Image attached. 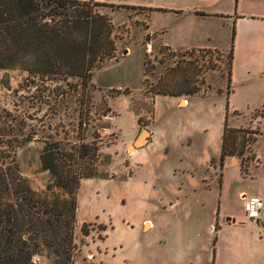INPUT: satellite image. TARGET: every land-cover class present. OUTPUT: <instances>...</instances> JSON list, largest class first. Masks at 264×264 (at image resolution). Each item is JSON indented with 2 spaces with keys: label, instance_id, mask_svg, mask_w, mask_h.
Listing matches in <instances>:
<instances>
[{
  "label": "rangeland",
  "instance_id": "374dc122",
  "mask_svg": "<svg viewBox=\"0 0 264 264\" xmlns=\"http://www.w3.org/2000/svg\"><path fill=\"white\" fill-rule=\"evenodd\" d=\"M79 1L97 3L95 0ZM112 4L115 5L94 6V10L105 15L112 25V39L117 49L115 58L107 61L102 69L95 71L86 85L75 77L56 82L42 81L21 70L0 73V131L3 130L1 134H5L2 138L0 136V141L15 145L14 137L20 136L23 139L35 133L29 144L16 151V160L31 188L38 193L39 204L45 207V213L36 221L39 228L45 227L47 221H60L57 222L59 226L55 231L59 234L58 239L55 238L54 231L47 230L45 236L29 241L34 254L32 260L35 258L37 264H167L162 253L165 247L160 239L167 242L173 235L168 228L181 223L177 219L178 215L163 214V209L157 216L147 210V205L151 203L149 198L134 202L131 185L128 186L130 195L126 205H116L110 198L119 185L115 188L106 184L102 188L100 182H95L93 186L86 184L81 191L82 208L84 204L91 207L93 202L90 200H97L98 197V204L92 206V209L99 215L100 223L104 224L97 221L79 222L76 218L72 243L67 246L66 252L60 251L59 244L62 239L71 235L62 228L66 217L57 212L61 209L66 195L59 190H48L53 179L50 173L49 180L44 176L39 177L37 152L40 145L43 144L44 149L46 145H53L71 154V161H68L71 167H79L77 171L88 176L82 179L81 184L87 179L109 181L123 176L124 173L125 177L130 176L133 170L130 167L132 158L129 152H133V147L129 151H126V146L121 149V144H124L122 138L112 140L108 145L102 144L98 130L103 125V117L109 112L119 116L116 123L126 132L134 131L135 127L136 135L137 127L147 129L155 118L156 97L162 96L158 92H169L175 96L197 92L200 95L189 98L191 102L197 101L194 110H181L176 107L172 109L171 103L165 99L160 101V108L157 110L169 114L174 112L176 130H179L178 124L186 113H197L199 120H203L205 132H200L193 149L189 150V155H195L196 159L201 147L207 142L211 144L210 150L218 151L223 140L227 104L222 97L225 98L228 91L229 55L210 50L176 53L168 48H153L152 52L148 50L143 56L138 45L145 50L149 44L148 21L151 12L146 9L124 8L125 5L137 3ZM154 46L159 47L157 44ZM143 65L144 70L146 69L144 81ZM251 117L252 125L244 129L255 131L258 129L260 112ZM227 126L232 128V117L229 118ZM130 138L133 139V135ZM82 145H86L87 149L82 151L86 154L85 157L80 159L77 157V150ZM186 153L182 145L176 146L172 151L174 161L180 156L189 159ZM232 159L241 162L240 157ZM253 162L254 160L249 166ZM212 165L218 166L219 160L215 159ZM216 175L220 179L222 170L217 171ZM230 179L234 184L232 195L225 206L226 211L235 214L238 222L250 223L244 218V202L240 200L239 194L245 191V195L251 196L253 185L249 179L245 182L234 172H231ZM96 192L97 197L94 195ZM54 202L57 205L52 207ZM140 216L155 219L159 226L150 232H147L146 226L143 232ZM226 217L229 216L220 215L219 223L222 224V218ZM185 223L187 220L183 221L182 227L177 228H183ZM83 226L88 232L87 236L82 233ZM189 233L190 235L181 237L183 246L204 244L199 254V246L186 249L189 257L192 253H197L199 264H264V253L260 250L261 253H255V256L250 254L249 235L237 226L222 231L218 228L216 232H211L206 226L195 227ZM30 235L28 233L24 239H28ZM168 242V247L174 245ZM35 243H39V246H35ZM150 245L155 247L154 258L148 249Z\"/></svg>",
  "mask_w": 264,
  "mask_h": 264
},
{
  "label": "crops",
  "instance_id": "0c3cea01",
  "mask_svg": "<svg viewBox=\"0 0 264 264\" xmlns=\"http://www.w3.org/2000/svg\"><path fill=\"white\" fill-rule=\"evenodd\" d=\"M95 1L106 4L137 3L125 6L146 9L151 12L148 21L149 44L145 50L138 45L143 56L148 50L152 52L153 48H168L176 53L210 50L222 55L231 54L229 69L231 87L230 91L226 92L225 98L222 97L227 104L225 125H228V120L232 117V128L251 126L253 119L251 116L260 112L257 126L261 134L253 145L255 160L249 167V174L242 173L238 160L227 158L222 176L218 179L216 172L221 170L220 163L218 166H213L212 161L220 159L222 140L219 150H215V152L210 150L211 144L207 142L205 146L201 147L200 153L198 152L195 159V155H189V150L193 149V144L195 145L200 132H205L203 120H199L197 113H186L182 115V122L178 124L179 130H176L174 112L169 114L157 111L160 108L161 100L164 99L171 103L172 109L176 107L181 110H194L197 101L191 102L189 98L199 97V93L157 96L156 113L151 127L148 126L147 129L137 127L138 132L134 135L135 127H133L134 131L126 132L116 123L117 129L121 132L120 138L124 141L120 148L123 149L126 146V151H129L131 147L134 148L133 152H129L132 158L130 163L133 170L132 175L125 177L126 173H124L123 176L120 175L115 180L109 181L85 180L80 186L77 198L76 218L78 221H97L99 224H104L100 223L99 215L92 209V206L95 207L98 204V192L94 194L97 200H90L93 202L92 206L84 204V208H82L81 191L84 185L93 186L95 182H100L101 187L108 184L117 188L119 185L117 191H113L112 196L110 195L112 197L110 199L116 205H126L130 195L128 186L131 185L134 202L149 198L151 203L146 200L149 203L147 210L157 216L163 209V214L178 215L177 219L181 221L180 224L168 228L173 232L168 241L174 245L168 247L167 243L169 245V242H163L160 239V243L165 247L162 249V253L167 264L174 262L176 264L200 263L196 256L197 253H192L193 255L189 257L186 254V249H194L199 246V251H197L199 254L204 244L193 243L183 246L181 241V237L190 235L189 232L195 227L206 226L211 232H216V228L222 231L225 228L237 226L249 235L250 254L255 256V253H261L260 250L264 253V207L257 222L247 219L244 213V218L250 223L238 222L234 217L235 214L227 213L225 207L232 195V185L234 184L230 179L231 172L237 173L245 182L249 179L253 185L251 196L260 197L264 204V0ZM156 44L159 47H155ZM144 79L143 65V81ZM185 100L187 101L186 105L184 104ZM118 118L119 116H116V121ZM142 130L148 131V141L139 148L135 146V143ZM132 135L133 139L130 138ZM178 145H182L183 150L187 151L189 159L180 156L178 160L174 161L172 151ZM43 146V144L40 145L37 152L39 177L44 176L46 180H49L51 178L49 172L42 169ZM123 190H125L124 193ZM245 193L242 191L239 194L242 202H244L242 196ZM222 214L229 217L222 218L223 222L220 224L219 216ZM140 217L139 222H141L143 232L146 226L147 232L159 226L155 219L146 216ZM233 219L236 220L235 223L230 222ZM186 220L185 226L178 229L177 227H182L183 221L186 222ZM148 249L154 258L156 256V252L153 250L155 247L150 245ZM215 253L216 250H214L213 262H215Z\"/></svg>",
  "mask_w": 264,
  "mask_h": 264
},
{
  "label": "trees",
  "instance_id": "16d2710c",
  "mask_svg": "<svg viewBox=\"0 0 264 264\" xmlns=\"http://www.w3.org/2000/svg\"><path fill=\"white\" fill-rule=\"evenodd\" d=\"M94 6L114 5L79 0H0V73L21 70L42 81L56 82L75 77L86 85L95 71L115 58L117 50L109 19L95 11ZM228 81L229 92L230 70ZM158 94L175 96L169 92ZM1 132L4 131H0L2 138L5 134ZM260 134L259 129L226 126L219 159L221 170L227 158L240 157L242 173L249 174V164L255 160L253 145ZM34 137L35 133L23 139L16 136L15 145L0 141V264H32L34 254L29 241L45 236L47 230L55 233L59 226L60 221H47L45 227L39 228L36 221L45 213V207L39 204L38 193L31 188L16 160V151ZM85 149L87 146L82 145L77 150L78 158L85 157ZM71 157L53 145H46L41 156L42 169L53 178L48 190L66 195L57 211L66 217L62 228L71 234L59 244L60 251L65 252L72 243L80 184L88 178L78 172L79 167H71ZM55 205L54 202L51 206ZM28 233L30 237L24 239ZM82 233L88 235L84 226ZM58 236L55 233L56 239Z\"/></svg>",
  "mask_w": 264,
  "mask_h": 264
},
{
  "label": "built area",
  "instance_id": "2783aa9c",
  "mask_svg": "<svg viewBox=\"0 0 264 264\" xmlns=\"http://www.w3.org/2000/svg\"><path fill=\"white\" fill-rule=\"evenodd\" d=\"M122 90V88H118ZM184 104H187V101H184ZM99 138L102 141V144L108 145L112 140L119 139L121 132L116 127V116L112 112L107 113L103 117V125L98 130ZM244 201V213L245 217L251 221H259L262 209L264 207L263 201L258 196L248 197L246 195L242 196ZM32 264H37L36 259L32 260Z\"/></svg>",
  "mask_w": 264,
  "mask_h": 264
},
{
  "label": "water",
  "instance_id": "95a60500",
  "mask_svg": "<svg viewBox=\"0 0 264 264\" xmlns=\"http://www.w3.org/2000/svg\"><path fill=\"white\" fill-rule=\"evenodd\" d=\"M147 137H148V131L147 130H142V132L140 134V137L138 138V140L135 143V146L136 147H139V148L142 147L148 141V138ZM133 149L134 148H132V150ZM230 222L235 223L236 220L233 219Z\"/></svg>",
  "mask_w": 264,
  "mask_h": 264
}]
</instances>
